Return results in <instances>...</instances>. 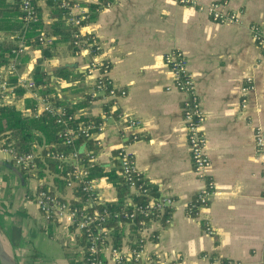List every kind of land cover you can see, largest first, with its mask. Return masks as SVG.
Masks as SVG:
<instances>
[{
	"label": "crops",
	"instance_id": "0c3cea01",
	"mask_svg": "<svg viewBox=\"0 0 264 264\" xmlns=\"http://www.w3.org/2000/svg\"><path fill=\"white\" fill-rule=\"evenodd\" d=\"M227 1L231 9L241 11V25L215 24L172 0H117L82 29L83 34L96 37L101 58L111 64L110 78L126 91L115 107L119 121L117 117L105 119L99 134L104 144L99 164L114 170V149L125 145L151 193L175 201L167 212L169 222L150 224L149 231L158 234V239L147 242V257L158 254L180 264H264V176L253 129L254 124L264 128V56L249 32L251 24L264 26V0ZM38 7L50 26L55 16L50 0H38ZM59 39L47 37L49 45ZM174 49L185 54L195 79L217 190L199 220L187 216V205L203 183L191 161L183 119L185 95L173 88L171 71L164 63V56ZM55 54L45 61L41 52L28 46L20 59V73L32 74L40 62L65 102H81L94 91L95 79L87 75L93 56L72 53L61 42ZM60 68H67L71 78L79 77L67 83L57 74ZM246 76L253 78L255 90L247 109H241L240 89ZM85 111L98 116L101 103ZM125 116L139 120L140 126L126 128ZM27 176L0 156V230L18 264H32L29 255L33 251L39 253L35 264H70L69 258L78 259L80 247L75 231L46 220L34 195L41 184L68 199L73 191H60L52 173L46 178ZM100 185L102 203L115 202L116 188L107 179ZM129 191L130 196H137ZM130 196L127 202L133 201ZM205 218L215 228L214 236L205 234Z\"/></svg>",
	"mask_w": 264,
	"mask_h": 264
},
{
	"label": "built area",
	"instance_id": "2783aa9c",
	"mask_svg": "<svg viewBox=\"0 0 264 264\" xmlns=\"http://www.w3.org/2000/svg\"><path fill=\"white\" fill-rule=\"evenodd\" d=\"M99 0H83L84 3H97ZM114 2H108L106 7H110ZM175 4L182 7H192L200 12L206 13L212 22L218 24H239L241 23L240 14L236 10H229L227 3L213 2L209 5H202L200 0H172ZM23 21L25 25L35 23L37 17V0H20ZM60 8L67 12L68 23L78 27L74 33L75 45L78 47L77 55L90 52L87 44L88 40L83 38V22L88 18L86 6L79 0H61ZM249 32L260 48L264 56V28L259 24H251ZM92 46L98 52L94 60L87 68V75L95 79L93 98L100 97L99 103H112V108L118 105L119 98L126 95L125 90H120L110 78L109 73L111 64L101 58V45L96 37L90 34ZM17 48L13 50L14 58L7 65L0 67V106L16 105L18 108H25L26 96L32 98L34 102V112L36 116L49 113L57 117V123L62 126L58 137L63 140L66 146H73L74 142L80 138H95V145L98 147L96 154L87 151H73L66 154L57 149L49 150L45 155L39 152L20 153L15 147L4 146L0 142V156L12 164L18 171H23L30 176L40 173L39 161L46 159L57 163L58 169L65 172L63 178L66 181V188L73 191L72 198L58 195L50 191L38 189L34 195V200L40 212L48 221L58 222L67 228L75 231L80 244L78 257L83 264H180L164 260L158 254L147 257L146 244L149 241L158 239V234L149 231V226L155 221H167L166 214L175 207V201L171 197H156L151 193L150 185L139 171L134 156L123 145L114 149L115 160L118 161V174L124 178L130 190L136 192L138 197H146L145 203L126 202L125 206L132 207L131 212L125 213V218L132 221L141 217L136 224L137 231L131 235L129 224L125 230L119 244V223L110 218L107 209L102 212L89 211L88 206L78 208L72 202L80 200L76 189L81 188L85 193L87 204L93 206L102 202L101 185L103 179L89 178V168L83 165L82 158L86 155L89 158V165L93 167L99 163L104 150L103 141L99 138L103 125L98 127L99 134L92 135L95 126H72L75 116L68 115L64 107L55 106L49 97L40 94L32 74L23 75L20 73V57L24 54L27 45L23 36L19 34L14 37ZM41 43L48 44V40L40 38ZM164 63L169 67L173 77V88L185 95L183 101V119L190 148L191 161L198 179L203 183L194 200L187 205V216L194 220L202 218V212L209 206L211 198L217 194L216 184L212 176V163L208 154V141L203 129L206 116L201 106L200 97L196 90V83L192 73L187 67V60L181 50L174 49L164 56ZM13 75L18 78L17 84H12L10 79ZM17 87L25 89L26 93L21 98L15 95ZM172 87H168L170 90ZM255 90L254 80L251 76L245 77V83L240 89V107L247 109L249 96ZM113 117L109 115L107 118ZM105 118V119H107ZM119 121V115L117 116ZM126 128L134 129L140 126V121L124 117ZM105 121V120H104ZM254 136L257 147V156L262 164V175L264 176V129L259 124H254ZM137 140V136H134ZM120 164V169H119ZM115 219H119V213L114 214ZM203 229L207 236H214L216 230L209 219L202 220ZM115 225V226H113ZM118 231H115V228ZM128 230V233H126ZM222 264H239L233 261Z\"/></svg>",
	"mask_w": 264,
	"mask_h": 264
},
{
	"label": "trees",
	"instance_id": "16d2710c",
	"mask_svg": "<svg viewBox=\"0 0 264 264\" xmlns=\"http://www.w3.org/2000/svg\"><path fill=\"white\" fill-rule=\"evenodd\" d=\"M79 1L83 2V0ZM60 2L61 0H50L51 5H53L55 9V16H53V23L50 26H47L43 21L41 11L38 7V0L36 2L38 20L29 25H25V22L22 19L23 13L21 11L20 0H0V38H4V40L0 42V67L7 66L13 60V50L17 48V43L14 37L17 34H19L20 37H24L27 47L31 46L34 50L41 52L45 59H52L55 57V49L60 42L67 43L70 51L76 53L78 47L75 45L73 35L79 28L68 23L65 15L67 12L60 8ZM108 2L112 3L114 0H99L97 3H83L82 5L86 6V15L88 16L83 22V26L96 21L99 12L106 8ZM52 36L59 37L60 39L55 40L52 45L41 43L40 38H45L46 41L47 37ZM90 36L89 33H86L83 35V38L88 40L87 44L91 50L89 53L94 58L98 52H96L92 46V39ZM26 61L27 59L25 58L22 63H26ZM57 74L61 80H64L67 83H70L73 79L79 77L75 76L71 78L67 68L58 69ZM32 78L36 86L39 88L40 94L49 97L53 105L64 107L68 115L73 114L75 116L74 121L71 123L72 126H95L96 129L91 132L93 136L99 134L98 127L101 124H104L105 118L109 115H112L113 117L119 115V111L114 110L112 108V103L110 102H107L106 104L101 103L102 113L98 116H92L90 114L81 115V111L91 108L98 102L100 97L93 98L92 95L89 94L79 103L68 104L62 99V97H60L58 92H56V86H52L50 77L45 72L44 67L40 65V62L36 65L32 73ZM10 81L12 84L16 85L18 82L17 76L13 75ZM25 93L26 91L22 87H17L15 91V95L18 98L24 96ZM34 102L35 101H33L32 98H26L24 109L18 108L16 105L0 106V142L4 146L15 147L20 153L39 152L42 155H45L51 149L63 151L67 155L72 154L75 150L79 152L87 151L91 154L97 153L98 147L95 145V138L88 139L80 137L74 142L73 146L64 145L63 140L58 137V133L62 129V126L57 123V117L52 116L49 113H43L40 116H36L34 112ZM88 161L89 158L86 155H83L82 162L86 168H89V178H106L107 181L116 188L117 200L113 203L99 202L91 206L90 204H87L85 193H83L81 188H78L76 189V192H78L80 200L73 201L72 203L81 209L88 206L89 211L95 210L102 212L104 209H107L110 218L115 222L114 224L119 223L120 244L126 224H129V230L135 233L137 231L136 224L138 220H141L142 218L138 216V219L132 221L124 217L125 213L132 211V207L125 206L130 196V191L124 178L118 174V161H114L115 169L110 171L104 169L99 163H95L93 167H90ZM39 168V174H41L43 178H46L48 174L52 173L55 175V181L59 190L63 192L66 189V181L63 178L66 171L61 172L58 169L57 163L46 159L43 162L39 161ZM19 172L24 178L28 175L23 171ZM40 189L55 193L46 184H41L39 186V190ZM130 197L135 203H145L148 200L146 197ZM117 213H119V219L113 217V215ZM167 216L168 214H166L165 217ZM115 231H118L117 227L115 228ZM79 243L81 246L83 245L82 242ZM38 256L39 253L37 251H33V253L29 255V260L32 264L37 263ZM79 256L80 254L78 252V257ZM69 262L70 264H83L79 259L76 260L74 257L69 258Z\"/></svg>",
	"mask_w": 264,
	"mask_h": 264
},
{
	"label": "water",
	"instance_id": "95a60500",
	"mask_svg": "<svg viewBox=\"0 0 264 264\" xmlns=\"http://www.w3.org/2000/svg\"><path fill=\"white\" fill-rule=\"evenodd\" d=\"M46 61V59H44ZM89 111H81L80 114H84ZM0 264H18L14 251L5 238L4 234L0 230Z\"/></svg>",
	"mask_w": 264,
	"mask_h": 264
},
{
	"label": "rangeland",
	"instance_id": "374dc122",
	"mask_svg": "<svg viewBox=\"0 0 264 264\" xmlns=\"http://www.w3.org/2000/svg\"><path fill=\"white\" fill-rule=\"evenodd\" d=\"M213 2H220V3H227V8L230 10L231 8L229 7V3H228V1L227 0H220V1H216V0H211V1H209V2H207V3H204V2H202L201 0H200V3L202 4V5H209V4H211V3H213ZM188 8H192V7H188ZM193 9H195V8H193ZM197 12H199V13H201V14H204V15H206V16H208L206 13H203V12H200V11H198L197 9H195ZM231 10H233V9H231ZM234 11V10H233ZM237 12H239V14H240V19H241V23H239V24H235V25H241L242 24V13H241V11H237ZM213 23H215V22H213ZM215 24H218V23H215ZM222 25H231V24H222ZM263 28H264V26H262ZM185 55V54H184ZM248 104H249V102H248ZM261 125V124H260ZM262 126V125H261ZM254 127V126H253ZM263 127V126H262ZM264 129V128H263ZM74 255V254H73ZM72 255V256H73ZM75 256V255H74Z\"/></svg>",
	"mask_w": 264,
	"mask_h": 264
}]
</instances>
